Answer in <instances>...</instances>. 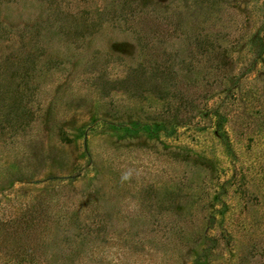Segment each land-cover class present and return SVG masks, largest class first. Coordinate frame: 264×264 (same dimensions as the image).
<instances>
[{
	"label": "rangeland",
	"instance_id": "374dc122",
	"mask_svg": "<svg viewBox=\"0 0 264 264\" xmlns=\"http://www.w3.org/2000/svg\"><path fill=\"white\" fill-rule=\"evenodd\" d=\"M0 264H264V0H0Z\"/></svg>",
	"mask_w": 264,
	"mask_h": 264
},
{
	"label": "trees",
	"instance_id": "16d2710c",
	"mask_svg": "<svg viewBox=\"0 0 264 264\" xmlns=\"http://www.w3.org/2000/svg\"><path fill=\"white\" fill-rule=\"evenodd\" d=\"M204 110L208 111V109H206V106L204 107ZM214 115L217 118H219V121L217 122V129H216V132L215 133H217L216 135H217V137H219V139H221L222 141H224V144H226L225 145L226 147L227 146L230 147V141L227 139V132L223 128V126H224L223 123L225 122V119H224L223 115L220 112H218V111H215L214 112ZM148 126L146 127L147 128V131H150L151 130V127H148ZM154 128H156L157 130H162V127H158L157 125H155ZM225 141H227V142H225ZM229 147H227V148H229Z\"/></svg>",
	"mask_w": 264,
	"mask_h": 264
},
{
	"label": "clouds",
	"instance_id": "9594fccd",
	"mask_svg": "<svg viewBox=\"0 0 264 264\" xmlns=\"http://www.w3.org/2000/svg\"><path fill=\"white\" fill-rule=\"evenodd\" d=\"M128 176H129V174L126 173L123 178L128 179Z\"/></svg>",
	"mask_w": 264,
	"mask_h": 264
}]
</instances>
